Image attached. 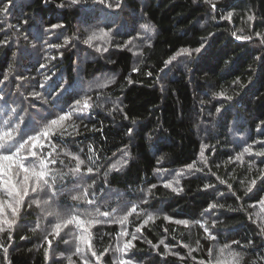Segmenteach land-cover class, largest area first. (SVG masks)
I'll use <instances>...</instances> for the list:
<instances>
[{
	"label": "trees",
	"instance_id": "1",
	"mask_svg": "<svg viewBox=\"0 0 264 264\" xmlns=\"http://www.w3.org/2000/svg\"><path fill=\"white\" fill-rule=\"evenodd\" d=\"M61 109L36 151L63 179L15 216L0 189V264H264V0H0V128Z\"/></svg>",
	"mask_w": 264,
	"mask_h": 264
},
{
	"label": "snow or ice",
	"instance_id": "2",
	"mask_svg": "<svg viewBox=\"0 0 264 264\" xmlns=\"http://www.w3.org/2000/svg\"><path fill=\"white\" fill-rule=\"evenodd\" d=\"M73 3L76 0H72ZM103 3V0H101ZM4 11H7V8H4ZM231 16V13H229ZM251 19V17H249ZM54 27H60L56 25ZM146 31H153V29L149 25H142ZM108 32L103 29L100 30L99 36L96 33H93L92 36L89 37V40L86 42H91V40L99 38V37H107ZM240 38V37H238ZM67 43V41H65ZM183 51L188 52V49H184ZM195 51H200V49H195ZM175 59V57H173ZM43 67V66H42ZM103 86V85H102ZM66 91V89H65ZM62 94V93H61ZM223 95V93H220ZM90 98L86 97L83 101V105L79 109H74V111L83 112L86 109L91 108V104L89 103ZM77 104H81L80 101H77ZM15 113V110H12ZM219 111V109H218ZM7 115V114H6ZM72 113H64L63 109H61V114L56 116L55 118L49 119L48 117H44L43 119L47 122L45 127L42 130L35 128L34 126L29 128V125L24 121L22 117H16L15 121L12 118L4 121V127L0 128V189L6 191L7 195L11 198L7 202V207L12 210V215L15 216L17 214V209L21 206L24 201V198L29 195V189L31 192L36 193L41 189H48L55 185L57 178L63 179V174L57 172L52 165H56L58 162L63 163V161H58L57 156L53 155V152L56 151L55 146L52 147V151L44 153L37 152L36 149H43L45 147L42 141H46L49 138L51 133V126L56 125L58 121H64L66 119L71 118ZM27 129V130H26ZM29 130L34 135L29 134ZM30 145V148L28 147ZM248 151V149H245ZM27 152V155H25ZM264 154V153H260ZM203 155V154H202ZM31 157L32 159H29ZM76 160L75 167L71 170L72 175H77L80 173V166L84 163L83 160H80L79 157H74ZM7 161V166L4 165L3 162ZM35 161V163L33 162ZM126 163V161H124ZM91 164V159L89 160ZM115 167V165H112ZM9 172H12L13 175H9ZM23 173V177H19V173ZM88 173H93V167L87 168ZM254 183V181H253ZM170 184H165V187H170ZM85 196H87V191L85 190ZM80 196H74V200H79ZM15 202V204L12 203ZM36 204H40V201H33ZM5 201L0 200V215L4 213ZM47 205L49 202L44 201ZM87 203L93 204L94 201L87 200ZM264 203V202H262ZM210 207H215V205H210ZM136 206H133L132 212H136ZM49 214H55L57 217H60V213L58 212H50ZM89 219L87 221L88 224L98 223L99 221L96 219L97 216L103 215L105 217L109 216L108 212L101 213L99 208L95 209V214L92 212L84 213ZM152 217L149 216L148 219ZM127 216H124L122 220H126ZM13 221H0V223H9L11 224ZM63 225L66 227L69 224H76L80 229V235L77 239L81 244L86 245L89 249L91 248V242L88 239V228L86 226V222L80 219L79 214H68V218L62 219ZM178 223H187L186 221H179ZM61 223H56L54 227V231L56 235H59V230L61 229ZM2 231V229H0ZM207 232L208 230L205 229ZM127 235V233H125ZM211 236V234L209 233ZM47 238V237H46ZM135 239L136 237L133 235L132 237ZM215 239V237H211ZM236 243V242H233ZM131 241L124 245L125 249L129 247ZM49 246H51V241H49ZM81 252V248L77 246L76 254ZM228 253V256L232 258V264H239V253L233 252L230 249L229 245H225L224 248L219 250V254L223 256L225 253ZM92 256L97 257V264H99V257L96 252L91 253ZM69 259H71L69 257ZM87 264V261H85ZM121 264H131L130 261H122ZM217 264H226V262L217 261Z\"/></svg>",
	"mask_w": 264,
	"mask_h": 264
},
{
	"label": "rangeland",
	"instance_id": "3",
	"mask_svg": "<svg viewBox=\"0 0 264 264\" xmlns=\"http://www.w3.org/2000/svg\"><path fill=\"white\" fill-rule=\"evenodd\" d=\"M34 35L36 36V34L34 33ZM26 57V56H25ZM27 59H28V57H26ZM26 62V61H25ZM80 77V81H83L84 79L81 77V76H79ZM81 83V82H80ZM79 84V83H78ZM79 88L80 89H82V85H79Z\"/></svg>",
	"mask_w": 264,
	"mask_h": 264
}]
</instances>
